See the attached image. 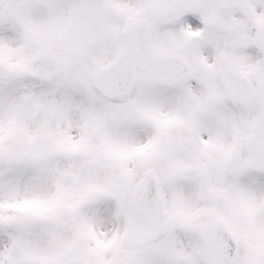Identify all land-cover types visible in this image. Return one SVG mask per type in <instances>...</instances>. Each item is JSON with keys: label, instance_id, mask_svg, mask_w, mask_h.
I'll return each mask as SVG.
<instances>
[{"label": "snow or ice", "instance_id": "obj_1", "mask_svg": "<svg viewBox=\"0 0 264 264\" xmlns=\"http://www.w3.org/2000/svg\"><path fill=\"white\" fill-rule=\"evenodd\" d=\"M0 264H264V0H0Z\"/></svg>", "mask_w": 264, "mask_h": 264}]
</instances>
